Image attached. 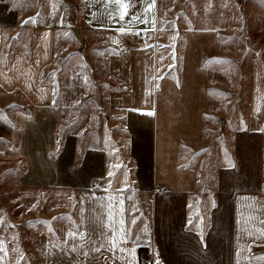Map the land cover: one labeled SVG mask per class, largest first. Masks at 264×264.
Masks as SVG:
<instances>
[{
  "label": "rangeland",
  "instance_id": "374dc122",
  "mask_svg": "<svg viewBox=\"0 0 264 264\" xmlns=\"http://www.w3.org/2000/svg\"><path fill=\"white\" fill-rule=\"evenodd\" d=\"M84 10L81 0L0 2V264H46V238L58 240L75 216L66 191L24 175L36 153L43 162L44 149L57 147L55 135L103 146L131 174L128 134L112 128L123 115L109 122L110 96L125 88L109 61L124 52L117 37L88 27ZM137 39L129 46L157 53L159 167L180 170L179 186L203 192L218 189L224 169L229 184L251 185L259 162L264 211V0H159L158 29ZM59 249L49 264L60 263Z\"/></svg>",
  "mask_w": 264,
  "mask_h": 264
},
{
  "label": "crops",
  "instance_id": "0c3cea01",
  "mask_svg": "<svg viewBox=\"0 0 264 264\" xmlns=\"http://www.w3.org/2000/svg\"><path fill=\"white\" fill-rule=\"evenodd\" d=\"M81 1L88 27L117 37L122 48L119 54L124 52L113 55L109 61L111 76L125 87L110 96L115 110L109 122L116 120L118 114L123 115L124 125L115 124L112 128L121 127L128 134L132 168L131 174L123 172L120 161L109 162L103 146L85 145L73 133L61 138L55 135L57 147L44 149L43 162L40 153L30 159L31 166L24 174L29 183L66 191L75 202L71 206L75 216L61 225L58 240L47 237L45 241L68 246L63 252L59 249V264H237V261L264 264L263 182L259 162L251 185L229 184L224 169L218 189L203 192L179 186L180 170L159 167L157 53L152 48L140 49L136 41L137 47L128 44L129 38L138 40L139 36L155 34L159 26V0H155L151 10L150 0H135L134 10L124 20L119 19L116 4L106 0ZM120 29L128 34H122ZM119 39L123 40V46ZM39 100L48 101L50 97ZM146 100L151 101L149 106L143 105ZM149 111L154 115H147ZM177 147L180 152L179 142ZM53 149L56 154H52ZM175 168L180 169V163ZM163 173L167 176L163 177ZM237 180L242 181L243 176L237 173ZM109 202L115 205L111 210ZM142 202L145 207L140 205ZM110 214L115 221L108 218ZM121 220L127 238L120 243V251H109L108 242L114 238L119 242L123 234L116 231ZM76 225L87 233L84 250L103 246L101 251H91L86 256L79 249L75 253L70 251L75 242L67 240L66 230ZM134 227L139 229L137 233ZM45 263L49 264L48 255Z\"/></svg>",
  "mask_w": 264,
  "mask_h": 264
},
{
  "label": "snow or ice",
  "instance_id": "6c2138e0",
  "mask_svg": "<svg viewBox=\"0 0 264 264\" xmlns=\"http://www.w3.org/2000/svg\"><path fill=\"white\" fill-rule=\"evenodd\" d=\"M107 3L109 4H116L118 5L119 8V12H118V16L120 20H124L126 18V16L129 15L128 12V8L130 6V0H106ZM155 7V0H150L149 3V10L153 9ZM137 19H139L137 17ZM30 22H34L31 18L27 21H25V23H30ZM120 31L122 32V34H128L127 30L125 29H120ZM139 34V33H136ZM209 63H230V62H226V61H221V60H213L210 61ZM147 115L151 116L154 115V112H147ZM232 167H235V165L233 164ZM109 175H112L111 173ZM122 201L120 202L121 206H122ZM109 209L111 210L112 208L115 207V205H113L111 202H109L108 205ZM121 211H122V207H121ZM110 219H112L113 221H115V218L111 216V214L109 215ZM54 219H62V218H54ZM71 219V218H68ZM40 225H43L45 227V229L53 232L54 234V230L51 229V222L48 221H39L38 222ZM121 227L119 229H117L116 231L123 233V220L119 221ZM30 226H31V222H30ZM0 227H2V224H0ZM66 237L67 240L69 242H75L71 244V248L70 251L75 253L77 251V249L80 250V254L81 255H88L89 252L91 251H96L99 252L101 251V248L103 246H96L95 248L92 247H88V251H85V247L87 246V233L82 229V227L80 225H76L74 228L66 230ZM126 237V233H123L120 237V241L118 242L117 239H112L111 241L108 242V244L110 245L109 247V251H120V243L123 242V240H125ZM261 238H264V230H261ZM49 245L50 247L48 248V255L52 256L53 255V250L56 248H60V251L63 252V247L53 244L51 242V240L49 241ZM5 251L4 245L2 242H0V253H3ZM237 255H239V253H237ZM237 264H239V261H237Z\"/></svg>",
  "mask_w": 264,
  "mask_h": 264
},
{
  "label": "trees",
  "instance_id": "16d2710c",
  "mask_svg": "<svg viewBox=\"0 0 264 264\" xmlns=\"http://www.w3.org/2000/svg\"><path fill=\"white\" fill-rule=\"evenodd\" d=\"M135 8V0H130V6L128 8V12L129 14H131V12L134 10ZM142 251V249H140V252Z\"/></svg>",
  "mask_w": 264,
  "mask_h": 264
},
{
  "label": "water",
  "instance_id": "95a60500",
  "mask_svg": "<svg viewBox=\"0 0 264 264\" xmlns=\"http://www.w3.org/2000/svg\"><path fill=\"white\" fill-rule=\"evenodd\" d=\"M78 37H80V36H78Z\"/></svg>",
  "mask_w": 264,
  "mask_h": 264
}]
</instances>
